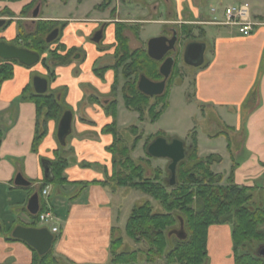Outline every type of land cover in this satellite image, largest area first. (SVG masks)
<instances>
[{
    "label": "crops",
    "instance_id": "1",
    "mask_svg": "<svg viewBox=\"0 0 264 264\" xmlns=\"http://www.w3.org/2000/svg\"><path fill=\"white\" fill-rule=\"evenodd\" d=\"M82 1L77 0V5H80ZM181 1L169 0L172 3V9L168 10L167 21L155 22L173 26L172 29L175 32H181L184 29L183 26H189L185 29L192 35L201 30L204 32L202 39L206 36L203 27L218 26L213 24L209 17L203 15L200 8L193 5L192 0H187L189 4L187 7H183ZM10 3L3 2L0 14L3 10L11 13L8 6ZM60 3L63 5L61 0ZM31 4L32 0L21 7L17 13H12L15 17L11 18L13 20L11 25L7 29L0 30V42L12 45L11 42H14L20 31L25 34L33 32L34 28L31 25L33 18L30 13L32 10H29L32 7ZM167 4L166 9H168ZM95 6L91 10L87 9L75 15L69 14L67 17L41 16V20L48 22H56L61 18L78 19L84 22L99 20L101 17H93ZM156 7L158 11L153 9V14H160L162 10L160 5ZM26 10H29L30 14L22 16L21 14ZM250 13L259 24L251 35L243 37L237 28L228 27L214 39L212 59L199 71L194 80L195 98L202 106L218 109L224 116V119H221L225 121L222 126L232 130L230 143L226 140V152L231 166L229 171L217 172L223 177L222 182L225 183L230 178L237 186L261 187L264 190V14L257 15V12L252 9ZM11 19L8 18V20ZM129 19H136V17ZM20 24L30 25L31 28H18ZM70 24L64 31L63 41L68 47L81 49L87 56L86 61L80 64L79 68H76L75 64L56 67L51 80L53 91L65 90L64 103L73 114L71 134L73 130L76 132L70 142L75 149L74 161L76 162L65 170L68 185L56 192L50 185L40 190L48 174L46 162L53 160V153L57 149L55 132L58 122L49 121L46 124L45 137L38 149L33 150L38 122L35 104L29 99L16 101L28 80L30 78L32 80L31 71L25 70L29 67L22 68L15 65L12 79L4 82L0 88V191L8 190L10 193L14 190L22 191L15 194L17 204H20L22 200L24 202L25 198L27 203L34 193L38 194V214L47 206L55 217L53 221L55 225L52 223V226L57 228L56 223L58 226L57 233L59 232L60 237L52 245V252L56 258L62 255L72 264H106L109 261L110 242L115 232L112 205L114 191H109L108 187L101 183L89 184L76 199H70L78 190L76 184L103 182L106 174L111 175L112 157L107 152V148L112 144V137L102 133V129L111 122V119L107 118L98 106L84 105L80 112L84 114L87 121L94 123L89 125L79 120L78 108L85 98V87H90L101 96H105L111 84L112 75L106 74L101 81L92 74V68L100 57L96 48L88 43L92 28H88V23L85 25L83 22ZM131 31L128 35L131 48L140 47L142 40L139 37V41L136 42ZM112 34L113 28H109L107 38L109 36L111 39ZM110 42L112 40L108 43ZM202 44L205 45L206 50V41ZM40 67L43 69L42 66ZM43 72L45 73L44 70L40 73ZM251 91L254 105H250L248 113L242 114L243 103ZM53 95H56V91ZM227 121L233 124H226ZM232 142H235L238 148L232 149ZM197 150L198 157H203L198 146ZM208 152L209 155H217L222 161L225 158L215 151ZM79 163L99 164L104 168L102 172L104 174L99 170L86 169L85 166L82 168ZM18 175L29 182L30 186L16 187L14 180ZM43 191H46V195H43ZM64 195H68L69 198L64 199ZM30 221L32 222L31 219ZM13 229L9 235H3L4 228L2 229L0 225V264H5L9 258H14L15 264H31L32 252L25 243L19 240V242L6 240L12 238ZM207 256V264H234L229 226L209 228Z\"/></svg>",
    "mask_w": 264,
    "mask_h": 264
},
{
    "label": "trees",
    "instance_id": "2",
    "mask_svg": "<svg viewBox=\"0 0 264 264\" xmlns=\"http://www.w3.org/2000/svg\"><path fill=\"white\" fill-rule=\"evenodd\" d=\"M18 1L21 0H0V2L11 3ZM61 1L65 3L68 0ZM107 1L104 0L99 8L104 7ZM46 3L47 0H32L31 6ZM55 23L38 22L32 33L25 34L20 31L15 39L16 43L24 46L23 48L37 53L40 58L42 56L41 64L44 67L47 65L45 55L52 58L48 60V63L51 66L55 65L56 51L53 49L47 52L45 42L46 37L53 30L50 24L55 25ZM187 27L189 26H183L181 34L185 37L192 36V33L185 29ZM199 33L204 35L203 31ZM126 55L129 60V50ZM18 64L15 60H0V87L4 82L12 79L14 65ZM133 66L144 75L161 78L156 71L155 63L144 53L138 52L137 64ZM53 76L51 73V80ZM168 87L162 96L154 98L153 101L133 87L129 90L126 101L127 110L138 114L140 122L145 120L146 114H149L151 122L155 121L166 109ZM21 99L32 101L35 104L37 116L42 113L45 116L43 129L37 122V132L33 140V150H36L37 145L45 137L46 124L49 121L58 122L64 110L53 94L36 95L33 93L29 97L22 96ZM159 105L161 110L156 111ZM128 131L134 137L129 147L122 144L118 138V130L114 124L102 129L103 134L111 135L113 138L112 144L107 148V152L112 157L111 175L106 176L103 182L76 184L78 190L70 199H76L89 184L101 183L103 186L112 184L117 190H136L155 202L153 205L151 201L146 200L142 204L134 205L126 220L127 240L139 245L142 250L126 249L124 239L113 236L109 246V264H159L158 261H162V264H207L208 230L213 226L224 225L231 228L234 264H264V258L258 257L255 253L256 249L253 248L254 245L264 244V195L259 197L261 201L259 206H253V194L256 190L261 192L263 190L261 187H240L235 185L230 178L224 185H221L223 177L212 172L213 165H219L222 162L221 158L217 155L198 157L195 139H192L190 145L188 144L187 156L177 165L176 181L173 186H170L165 181L166 170L162 172L159 169H153L150 172L145 165H142L141 160L139 163L132 157L142 139V133H139L135 126H130ZM220 136H224L230 143L227 134L219 133L214 137ZM144 148L146 156L150 159L146 153V145ZM53 157L52 161L46 162L48 174L40 188L41 191L48 185L52 186L55 192L68 185L65 177V170L69 167L68 159L60 157L58 149L53 153ZM43 210L44 208L40 212ZM27 214L32 220L29 227L38 228V215ZM180 223L186 233L184 240L168 235L172 230L180 228ZM6 240L19 242L13 238ZM55 240L56 236H54L53 243ZM27 247L32 252L31 264H59L58 259L53 255L52 247L44 256H39L33 249Z\"/></svg>",
    "mask_w": 264,
    "mask_h": 264
},
{
    "label": "rangeland",
    "instance_id": "3",
    "mask_svg": "<svg viewBox=\"0 0 264 264\" xmlns=\"http://www.w3.org/2000/svg\"><path fill=\"white\" fill-rule=\"evenodd\" d=\"M30 1L31 0H21L15 3L8 4L11 13L9 14L8 10H3L0 14V19L5 18L6 23H9L8 18L11 19L15 17V14L12 13L13 12L17 13V11H19L21 7L27 5ZM101 1L102 0H83L80 5H77L76 3L77 0H69V3L66 6H63L60 3V0H48L45 5L39 6L37 19H41V16L60 18V17H67V15L69 14L75 15L80 12L86 11L87 9L91 10L93 6L100 4ZM192 3L194 6L200 8L201 13L209 17L210 21H214V20L223 21L224 20L223 11L227 7L239 3L248 4L250 9L257 12V15L264 14V0H192ZM2 4L3 2H0V7L2 6ZM151 4L160 5L162 10L163 7L167 4L168 10L172 9V3L169 2V0H123L122 9H124V12L131 13L127 17L130 18L136 17L140 21H143L142 24H140V30L138 33L143 44L149 41L150 39L161 37L163 35V25H164L163 23L159 24L158 22H147L151 20H149L148 11L145 10L144 7L146 5L150 6ZM181 5L183 7L184 6L187 7L189 4L187 0H182ZM34 7L35 5L31 7V10H33ZM76 8L78 9L76 10ZM35 9L33 11H35ZM162 10L160 11V15L158 17H154V21L155 20H160L162 22L167 21L168 18L166 16H163L164 12ZM211 10H215V12L212 13ZM50 26H55V25L50 24ZM225 28L228 27L227 26L203 27V29L206 32V36L204 38L205 40L202 39L203 35H201L199 32H195V34L191 36L192 39L190 38V36L185 37L184 35L181 34V32H176L179 37L178 39L179 42H177L178 56L175 61V66L173 68L174 70L171 76V81L168 84L169 85L168 96L166 99L167 106L166 109L160 114V116H158V118L155 121L151 122L149 114H146L145 120L143 122H140L138 120L139 115L136 113L128 112L126 114L124 113L123 110L119 111L118 113L119 128L117 130H118V137L121 140L122 144H124L127 147L131 145L134 137L129 133L128 128L130 126H135L138 129L139 133H142V139L138 143L135 152L132 154V157L138 160V162L141 160L142 165H145L146 169L149 170L150 172L153 169H159L162 172L166 170L167 171L166 172L167 176H165L166 182H168V180L170 179V174L166 168L167 161L162 159H153V158L149 159L145 154L144 146L146 145L147 148V146L158 137L164 139L175 138L180 140L181 142H185L187 145L188 144L190 145L192 139H195L197 141L196 142L197 146L199 147V150L201 151V155L203 157L209 155L208 152L209 150L215 151L221 156H224L225 158L222 161V163H220L219 165H213L212 172L214 174H219L217 172L222 173L223 170L229 171V166H231V161L228 158V153L226 152V144H227L226 138L224 136H220V137H214V136L219 133H224L227 134L228 139H230L231 141L232 132H228L226 127L222 126L223 122L225 121L221 119H224V116L221 115L218 109L206 105L202 106L200 103L196 101L195 82H194L196 75L199 73V71L203 69L204 66H206L211 61L214 39ZM3 29H7V28H0V30ZM34 30L35 28L33 29V31ZM195 40L201 43H204V41H206V50L204 53L205 63L200 68H193L187 66L182 61L181 52L184 51V48L188 44L194 42ZM13 43L14 42H11V44ZM55 43L56 42L54 41L53 43L47 44L46 46L47 52L55 48L54 45ZM44 57L47 59L46 64L48 66L46 65V67H44L41 64V60L43 59L42 56L40 58V61L34 66H31L29 68H26L25 66H22L20 64H18V66L22 68H26L25 70L31 71L32 80L35 76H39L40 78L43 79L47 78L49 82H48V90L46 95L53 94L54 91H56V95H57L60 92H57V90L53 91L51 87L52 83L50 78V75L51 73L54 72L56 66H51V64L48 63V60L52 59L49 55H45ZM40 66H42L43 69ZM43 70L45 71V73L44 72L40 73ZM32 80L31 78L30 80H28L27 85L24 87V89L20 93V97L16 99V101L22 100L21 99L22 96L29 97L34 93L32 87ZM253 103H254V99L252 97V91H251L247 96L245 103H243L241 113L242 114L248 113L250 109V105H252ZM59 104L61 105L63 110L69 109L67 105H65L63 100L59 101ZM160 110H161V106L159 105L156 107V111H160ZM245 116L246 115H244V117ZM44 120H45V116L43 113L37 116V121L40 124L41 129H43ZM226 124H233V122L227 121ZM75 133L76 132L73 130V133L67 137L66 145L64 147H61L58 144V142H56L57 149L59 150V156L63 158H67L69 161V166L76 162L74 161L75 149L73 148V146L70 145L72 137L75 135ZM55 137H56V132H55ZM237 137H235V139H237ZM151 139L153 140L151 141ZM39 145L40 143L37 145L36 150L38 149ZM231 145L233 147L232 149H235L237 147L235 142H232ZM79 166L82 168L85 166L86 169L99 170L100 173L104 172V168L101 167V165L99 164L79 163ZM106 176L107 175H105V177ZM175 181H176V175H175ZM225 183L222 182L221 185H224ZM107 187L109 191L111 192L114 191V193L112 194L114 201L112 204L113 213L115 216L114 217L115 232L113 236L123 238L126 249L142 250L139 245L133 243L132 241L127 240L125 234L126 220L128 219L130 211L134 207V205L142 204L146 200L151 201L153 205H155V202L149 197L142 195L140 192L136 190L133 191L126 189L117 190L116 188L113 187L112 184L107 185ZM115 190H117L118 192H116ZM12 192L13 193H10L8 190L0 191V225L2 229L4 228V230L2 231L3 235L4 234L9 235L10 231L17 226L26 227L28 224H31V221L26 214V207H27L26 204L28 203V202L26 203L27 198H25L24 202L22 200L21 202H19L20 204H17L16 201L17 197L15 194L22 191L14 190ZM253 195H254L253 206H259L261 202L259 197H263L264 195L263 190H261V192L260 190H256ZM63 198L68 199L69 196L64 195ZM53 224L55 225V223ZM37 227L39 229L47 228L48 230L52 228L51 224L50 225L38 224ZM56 227L58 228L57 223H56ZM55 236L57 238L56 240H58V238L60 237L59 232ZM253 248L257 250V248L259 247L254 245ZM57 259L59 261V264H72L62 255L59 256V258ZM14 261H15L14 258H9L5 264H15ZM109 263L110 260L106 264ZM158 263L162 264L163 262L158 261Z\"/></svg>",
    "mask_w": 264,
    "mask_h": 264
},
{
    "label": "flooded vegetation",
    "instance_id": "4",
    "mask_svg": "<svg viewBox=\"0 0 264 264\" xmlns=\"http://www.w3.org/2000/svg\"><path fill=\"white\" fill-rule=\"evenodd\" d=\"M104 1V0H103ZM103 1L96 5L93 8V17H101V19L99 20H90L89 22H84L82 20H78V19H74L71 20L70 18H66V19H59L56 21L55 26H52L53 30L57 31V36L56 39L54 40L56 43L55 45V51H56V61H55V66L56 67H67V66H71L75 64L76 68H79L80 64H83L86 61V54L79 48L77 47H68L65 43H64V39H63V34L66 28H69V26L71 25L70 23H79V22H83L85 23V25H87L86 23H88V28H92V31L90 33V36L88 37V43L90 45H93L96 48V52L97 54H99V59L95 62V65L92 68V74L97 78L100 79L101 81H103V79L105 78V75L107 74H111L112 75V80H111V84L109 85V89L108 92L106 93L105 96H101L97 91L91 89L90 87L88 88H84L85 90V98L83 99V101L79 104V120L81 122H84L86 124L89 125H94V123H92L91 121H87V118L84 117V114H82L80 111L83 108L84 105H90L92 106H98L99 108L102 109L104 115L107 118L111 119V122L109 124H107L105 127H110L112 126V124H114L116 126V128H119V124H118V118H119V111L123 110L124 113H133L127 110L126 107V101L127 98L129 96V90L133 89V87L138 91L137 89V85L139 82V79L141 76L146 77L149 81L151 82H155V83H159L162 81V76L161 78H154L152 75L148 76V75H144L141 73L140 70H138V68H135V66H133L134 64H137V57H138V52L141 54H146L147 55V43H141L140 47L138 46L137 48H131L130 46V39L128 38L129 32L131 31L132 37L135 39L136 42L139 41V30H140V24H142L143 21H140L139 19H129L127 16L129 14H127L128 12H124V9H122L123 7V0H108L105 4L104 7L99 8V6L103 3ZM69 3V0L65 3H63V5H67ZM157 4H151L150 6H145L144 9L148 11L149 14V20L151 21H147V22H155L157 20L154 21V17H158L160 14H153L152 10L156 9V11H158V7H156ZM40 6L39 4L35 5L34 9ZM33 9V10H34ZM31 10V9H29ZM29 10H26L24 14H21L22 16L24 15H28L29 14ZM31 11V16L34 13V11ZM163 16H166L168 18V9H166V7H163ZM125 16V17H122ZM13 19V18H12ZM8 20V24H6V19H0V21H4V24L2 26H0V28H8L13 20ZM19 19V18H17ZM129 19V20H128ZM41 21H45V20H41V19H32V27L36 28L37 23L41 22ZM18 28H31L30 25L27 24H20V26ZM109 28H113V34L111 36V39H109V36L107 38V30H109ZM173 26H167V24L163 25V35L162 37L167 38L168 40L172 39L173 35L176 33ZM51 30V31H53ZM177 35V33H176ZM179 37L177 35V42ZM110 40H112V42L108 43ZM53 41V42H54ZM51 42V43H53ZM191 43H201L199 41H194ZM12 46L16 47V48H21V49H25L23 48L24 46L16 43V41L14 40V43L12 44ZM130 51V59L127 60V51ZM183 52H181L182 54V61H183ZM178 56V44L176 43L175 49L168 51L164 57L160 60V61H154L151 58L147 57L153 61L155 63L156 66V71L159 73V67L161 66V64L168 58H172L173 59V67L171 70V74L169 76V78L166 81L165 84V89H164V93L167 90V87L169 86L168 84L171 81V76H172V71L174 70V66H175V61L177 59ZM135 60V61H134ZM47 82H49V80L46 78ZM48 90V89H47ZM139 92V91H138ZM47 93V92H46ZM140 93V92H139ZM163 93V94H164ZM64 94H65V90L61 89V92L56 96V99L58 101H62L64 102ZM162 94V95H163ZM143 95V94H142ZM161 95V96H162ZM147 97V96H146ZM160 97V96H159ZM150 99H152L151 101L154 100V98L157 97H148ZM120 109V110H119ZM65 111H70V109H65L61 116L63 115V113ZM71 112V111H70ZM72 113V112H71ZM60 116V118H61ZM59 118V120H60ZM58 120V121H59ZM72 121H73V114H72ZM72 125V123H71ZM104 127V128H105ZM127 127V126H126ZM111 136V135H110ZM112 137V136H111ZM119 138V137H118ZM159 138V137H158ZM173 139H166L167 142H171ZM113 141V138H112ZM186 153L188 151V145L183 142ZM169 165V162L167 161V166ZM169 172V171H168ZM169 185H170V179L168 180ZM175 184V183H174ZM179 229V228H178ZM178 229H174L172 231H177ZM171 231V232H172ZM173 237L176 238V236L172 235ZM171 236V237H172ZM264 245V244H263ZM260 245L258 246L259 248H257V250L255 251L256 255L258 257H260V254L263 250L262 246ZM264 247V246H263Z\"/></svg>",
    "mask_w": 264,
    "mask_h": 264
},
{
    "label": "water",
    "instance_id": "5",
    "mask_svg": "<svg viewBox=\"0 0 264 264\" xmlns=\"http://www.w3.org/2000/svg\"><path fill=\"white\" fill-rule=\"evenodd\" d=\"M38 9L36 7L32 18H38ZM4 21H0V26ZM57 31H51L45 39L47 44L56 39ZM177 43L176 33L172 39L168 40L165 37H157L150 39L147 43V55L154 61H160L164 55L171 50L175 49ZM205 45L202 43L188 44L183 53V62L185 65L200 68L204 62ZM0 60L2 61H17L20 65L31 67L37 64L40 57L37 53L31 52L27 49L16 48L12 45L0 42ZM173 59H166L159 67V74L162 76V81L159 83L151 82L146 77L141 76L137 85L138 91L147 97H159L164 93L165 84L171 74L173 67ZM32 87L36 95H44L48 89V82L46 79L34 77L32 80ZM72 113L65 111L57 124L56 140L61 147L66 145V139L71 134ZM146 153L150 158L162 159L169 162L167 170L170 174V186L175 183L176 167L187 156L183 142L178 139H173L167 142L164 138H156L146 148ZM47 172V170H46ZM14 185L19 188H27L30 183L24 180L20 175L16 176ZM27 212L31 216H35L39 210V197L34 193L28 200ZM169 236H176L178 240H184L186 233L184 232L183 225L180 223V228L177 231H172ZM11 237L19 240L33 249L39 256L46 255L52 247L54 236L46 228H31L17 226L13 229ZM264 258V247L260 254Z\"/></svg>",
    "mask_w": 264,
    "mask_h": 264
},
{
    "label": "built area",
    "instance_id": "6",
    "mask_svg": "<svg viewBox=\"0 0 264 264\" xmlns=\"http://www.w3.org/2000/svg\"><path fill=\"white\" fill-rule=\"evenodd\" d=\"M212 13L215 12V10H211ZM224 20L218 21L214 20L213 24L218 26H227V27H233L237 28L238 32L243 37H248L253 32L254 28L258 26L259 24L255 22L254 18L252 17L250 13V7L246 3H239L230 7H227L223 11ZM43 195H46V191H43ZM55 217L52 214V212L48 209L46 206V209H44L42 212L38 214V223L39 224H51L54 221ZM52 233H57V228L53 227L51 228Z\"/></svg>",
    "mask_w": 264,
    "mask_h": 264
}]
</instances>
